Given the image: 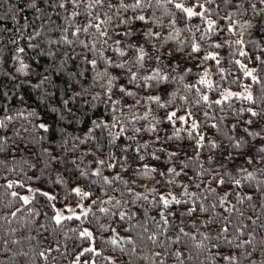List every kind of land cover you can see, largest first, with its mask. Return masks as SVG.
Here are the masks:
<instances>
[{
	"label": "snow or ice",
	"instance_id": "6c2138e0",
	"mask_svg": "<svg viewBox=\"0 0 264 264\" xmlns=\"http://www.w3.org/2000/svg\"><path fill=\"white\" fill-rule=\"evenodd\" d=\"M0 10V129H10L0 153L20 138L38 147L28 166L54 176V191L26 182L35 174L4 180L19 202L4 218L27 233L12 243L29 242L30 264H58L53 253L69 248L52 237L69 231L67 264H264V41L244 18L264 14L257 0H3ZM25 86L42 101L59 93L55 115L28 108ZM18 117L31 127L10 124ZM221 122L222 136L208 132ZM67 162L81 183L61 175Z\"/></svg>",
	"mask_w": 264,
	"mask_h": 264
},
{
	"label": "trees",
	"instance_id": "16d2710c",
	"mask_svg": "<svg viewBox=\"0 0 264 264\" xmlns=\"http://www.w3.org/2000/svg\"><path fill=\"white\" fill-rule=\"evenodd\" d=\"M0 3H3V0H0ZM257 6L264 7V5H259L258 0H257ZM0 15H2V10H0ZM244 18L245 19L250 18L254 21V27L249 30L252 36L259 40L264 41V32L260 31V25L261 23H264V14H257L256 16H252V13L250 11L248 14L244 16ZM53 19H55V17H53ZM8 26L11 27L12 25L9 24ZM246 39H251V37H246ZM4 47L11 49L12 46L9 44H5ZM248 47H249V50L251 51V46L249 45ZM37 52L38 50L27 51L25 54V59L29 60V58L34 57L37 54ZM4 55H5L6 63L3 65V68L6 69L7 71H12V61L10 59V52H5ZM77 62L78 61L74 60L73 64ZM254 63H255L254 61L249 62V66H253ZM187 79L191 80L192 77L189 76L187 77ZM6 83H8L7 78L3 75V72H0V89H2L4 84ZM24 90L26 91L25 102L28 108L36 109V111L39 113H47L48 116H46V118H50L51 116L55 115L50 112V104L59 103V93H57L56 96L53 97L52 101H42L40 100L39 93L36 90L28 86H25ZM253 90L258 94V85H254ZM11 103L16 108L21 107V105H19L16 102H11ZM0 104H3L2 100H0ZM256 106L258 107V105ZM2 115H4V112L0 110V116ZM217 115H219V113H217ZM29 119L31 118L18 117L15 121L10 122V124H14L16 128H19L20 124L23 123L25 127L30 128L31 125L28 123ZM255 122L256 121L254 120V123ZM228 123H231V120H229ZM221 124H222L221 132L219 133L214 132V130L210 126L208 128V132L210 134L216 135L217 137L222 136L224 132L228 131V129L223 127V122H221ZM65 126H67L66 122H65ZM83 130H85L83 128V125L74 124L73 127L69 128V131L72 132L73 134H78V131H83ZM5 131L10 132V129L9 130L0 129V135H4ZM14 147L18 148L16 152H12L11 149H9L6 153H0V160H7L8 162L7 165L0 164V264H5V262H7V264H30V261H32L35 258L32 257L31 255L32 249L28 247L29 242L21 240L20 243H12V241L16 238V236L18 235L25 236L27 235V233L19 228V222L15 218H13L10 223L8 220L4 218L7 213H10L11 211L15 210V208L19 207V202L12 200L10 195L5 191L4 180L31 177L34 174L36 176H40V172L38 169H32L28 166V163H26V161L35 162V152L38 151V147L35 150H33L29 145L20 143V138H17V145H14ZM30 151L32 152V155H29ZM76 155L78 156L79 153L77 152ZM13 166H15L17 170L15 172H10L9 168ZM57 167H60L62 169L61 175L64 176L66 181H68L69 183L73 181H75L76 183L82 182L78 178L77 170L75 169L74 165L71 164V162H67ZM5 173H7L6 176H5ZM50 179H54V176L50 177L48 170H46L45 174L43 176H40L39 180H27L26 182L31 183L33 184V186H37V187H48L49 190L54 191L55 188L49 182ZM13 190L21 191V189L18 186L15 187ZM161 190H164V189H161ZM247 207H248L247 205H244L245 209ZM20 215H24V213L21 212ZM71 226H72V222L64 223L65 228L70 229ZM85 226H88V225H85ZM9 228H17V232L10 233L8 231ZM59 231L60 230H58V232ZM33 234L35 235V231ZM122 234H125V233H122ZM74 238H75V234L72 233L71 231H69L68 238L66 241L62 236H57L56 234L53 235L52 239L54 240L59 239L62 244L66 242L69 248L68 253H64L63 248H61L60 250V254H63L66 257V259H61L60 254H57L55 252L53 253V255H56L57 257L58 264H67V261L70 260L74 256V252H73ZM5 239L10 241L8 247L11 248V252L5 249V245L3 243ZM31 243L35 244V241H32ZM148 247H151V246L148 245ZM21 249H23L24 252H28L29 255L24 256L21 252ZM75 250H79L78 247H76ZM144 251L147 252V248H145ZM108 254H118V253L109 252Z\"/></svg>",
	"mask_w": 264,
	"mask_h": 264
},
{
	"label": "rangeland",
	"instance_id": "374dc122",
	"mask_svg": "<svg viewBox=\"0 0 264 264\" xmlns=\"http://www.w3.org/2000/svg\"><path fill=\"white\" fill-rule=\"evenodd\" d=\"M34 187H37V186H34Z\"/></svg>",
	"mask_w": 264,
	"mask_h": 264
}]
</instances>
